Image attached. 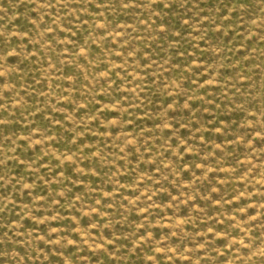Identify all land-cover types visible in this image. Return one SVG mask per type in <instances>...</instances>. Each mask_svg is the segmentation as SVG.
Masks as SVG:
<instances>
[{
	"label": "rangeland",
	"instance_id": "rangeland-1",
	"mask_svg": "<svg viewBox=\"0 0 264 264\" xmlns=\"http://www.w3.org/2000/svg\"><path fill=\"white\" fill-rule=\"evenodd\" d=\"M0 264H264V0H0Z\"/></svg>",
	"mask_w": 264,
	"mask_h": 264
}]
</instances>
